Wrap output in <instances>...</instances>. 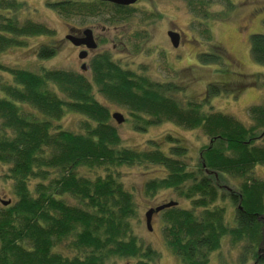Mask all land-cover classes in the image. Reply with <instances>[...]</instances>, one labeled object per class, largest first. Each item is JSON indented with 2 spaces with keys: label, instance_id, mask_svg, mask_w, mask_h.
<instances>
[{
  "label": "trees",
  "instance_id": "1",
  "mask_svg": "<svg viewBox=\"0 0 264 264\" xmlns=\"http://www.w3.org/2000/svg\"><path fill=\"white\" fill-rule=\"evenodd\" d=\"M185 1L191 13L204 11V18L214 2ZM221 1L229 8L233 5L231 0ZM47 4L65 19L83 13L94 16L101 9L112 10L117 19L133 9V4L100 0ZM21 5L0 0V9L7 13ZM207 28L204 32L209 34ZM53 34L41 23L0 14V56L10 47L22 46V38ZM249 41L251 57L264 65V34H252ZM55 48L43 45L36 54L47 59ZM197 57L202 63L219 58L216 53ZM89 66L92 81L80 72L36 73L0 62V70L12 77L11 83L0 84V163L7 167L2 176L10 180L14 195V201L0 208V264H104L111 257L136 256L142 258L136 264H149L157 255L149 247L142 250L131 234L130 218L136 209L118 169L151 164L163 167L166 175L147 182L146 191L171 189L190 202L189 208L177 203L162 210L166 244L183 264H208L227 236L232 243L245 242L241 264L251 257L256 260L264 230V181L255 176L254 168L264 165V99L248 108L251 124L246 126L212 108L204 111L202 102L188 98L181 103L175 94L177 89L184 91L183 86L126 70L107 52L94 56ZM94 86L110 102L126 107L137 118L138 130L162 122L201 129L210 142L194 168L189 170L178 159L185 147L170 135L163 139L169 145L166 151L156 140H149L147 149L122 145L108 109L92 94ZM209 87L218 91L216 85ZM23 104L45 119L23 113ZM65 110L85 117L83 132L52 128L51 119H59ZM220 176L238 180L237 193L221 191ZM225 196L235 206L233 226L226 222L224 207L216 205ZM69 198L76 204H69ZM58 246L68 253L56 251ZM257 264L264 262L258 259Z\"/></svg>",
  "mask_w": 264,
  "mask_h": 264
},
{
  "label": "rangeland",
  "instance_id": "2",
  "mask_svg": "<svg viewBox=\"0 0 264 264\" xmlns=\"http://www.w3.org/2000/svg\"><path fill=\"white\" fill-rule=\"evenodd\" d=\"M22 3L19 9L0 14L15 15L19 20L41 23L54 31L53 37L44 35L22 38V46L10 47L1 53L0 62L7 67L27 69L40 73L42 69H60L81 72L77 48L65 38L71 27H92L98 48L91 52L87 62L95 54L106 51L110 59L124 69L147 76L151 81H170L184 87L177 89L175 97L181 103L188 98L203 103V110L230 115L248 126L251 124L248 108L259 105L264 99V65L257 63L250 55V36L264 34V0H231L227 7L221 0H214L205 12L191 13L185 0H138L129 14L116 18L109 9H101L94 16H75L63 18L48 7L49 2L59 0H17ZM206 24V26H205ZM208 27L209 34L204 32ZM175 31L180 36L178 47L172 45L168 32ZM70 33V32H69ZM55 46V54L47 59L37 56L39 47ZM199 53L218 54L216 63H202ZM92 81L91 72L82 73ZM12 77L0 70V84L11 83ZM216 85L218 91H210L209 85ZM94 98L103 104L110 113L109 122L116 126L122 145L133 149H147L149 140L161 143L164 151L168 148L164 136L170 135L185 147V154L178 156L189 170L198 162L209 138L201 129L187 130L171 122H162L138 130L137 118L131 116L126 107L110 102L93 87ZM1 95V93H0ZM62 96V95H60ZM206 100V102H204ZM23 113H33L45 119L33 108L23 104ZM114 112L121 113L125 120L117 124L111 117ZM148 118V116H143ZM85 117L79 113L65 110L63 115L51 119L52 128L73 132H83L81 122ZM162 140V142L160 141ZM168 154V152H167ZM7 167L0 163V208L2 201H14L10 180L4 179ZM123 187L132 194L135 216L130 218L131 234L141 243L142 250L149 247L157 257L149 264H183L180 258L167 246L163 234L162 211L155 213L151 229L147 228L145 212L152 207L173 200L179 207L189 208L190 202L178 198L171 189L146 191V183L160 179L166 170L158 165L122 166L118 169ZM254 174L264 181V165H256ZM221 191L225 194L237 193L238 180L220 176ZM67 202L76 204L74 199ZM216 205L224 207L225 219L234 225L235 206L225 196ZM260 254H264V230ZM244 241L232 243L230 237L223 238L220 248L209 256L208 264H241ZM256 248V251H257ZM63 254L68 252L62 246L55 249ZM140 250V253L142 252ZM258 255V254H257ZM256 257V255H255ZM141 257H111L104 264H136ZM250 258L245 264H254ZM258 262H256L257 264Z\"/></svg>",
  "mask_w": 264,
  "mask_h": 264
},
{
  "label": "water",
  "instance_id": "3",
  "mask_svg": "<svg viewBox=\"0 0 264 264\" xmlns=\"http://www.w3.org/2000/svg\"><path fill=\"white\" fill-rule=\"evenodd\" d=\"M100 1L110 2L112 4L119 5V6H129L131 4H134L137 0H100ZM83 34L85 35V38L83 40H78L75 37H72L70 35L66 36V38L69 39L72 44L78 45L81 42H83L84 44H86V46L88 48H95L96 45H95V42L91 36L90 30L85 29L83 31ZM168 36H169V39H170L172 45L177 47V45L179 43V34L175 31H169ZM83 57H84V53L79 54V58H83ZM111 117L114 119V121L117 124H120V123L124 122V120H125L124 116L119 112L112 113ZM1 203H3V205H7L10 203V201H2ZM175 205H177L176 201H169V202L157 205L156 207L149 208L145 212V221H146L147 228L151 229V220H152L153 214L158 213V212H160L166 208H169V207L175 206Z\"/></svg>",
  "mask_w": 264,
  "mask_h": 264
},
{
  "label": "flooded vegetation",
  "instance_id": "4",
  "mask_svg": "<svg viewBox=\"0 0 264 264\" xmlns=\"http://www.w3.org/2000/svg\"><path fill=\"white\" fill-rule=\"evenodd\" d=\"M138 1V0H137ZM137 1L135 2V3H137ZM134 3V4H135ZM132 5V4H131ZM85 29H88V30H90V32H91V36H92V38H93V40H94V42H95V48H88L87 46H86V44H84L83 42H81L80 44H78V45H75V44H73L76 48H77V50H78V58H79V54H83L84 53V57L83 58H79L80 60H82V62L80 63V69H81V72L80 73H85V72H87V71H90L91 72V70H90V61H91V59L94 57V56H96V55H99L100 53H103V52H106V51H103V52H100V53H97V54H95L93 57H91L90 58V60L87 62L86 60H87V58L90 56V54H91V52L92 51H94V50H96L97 48H98V45H99V43L97 42V40H96V37H95V35H94V32H93V29H92V27H83V28H81V27H71L70 29H69V32L67 33V34H65V38H66V36H68V35H70V36H72V37H75L76 39H78V40H83L84 38H85V35L83 34V31L85 30ZM67 39V38H66ZM180 39H181V36L179 35V43H180ZM69 42H70V40L69 39H67ZM179 43H178V45H177V47L179 46ZM109 55H110V53L109 52H107ZM154 215V214H153ZM153 217V216H152ZM261 249L258 247L257 248V259L255 260V263L254 264H256V262H258V259H261V261H263L264 262V254H260L259 255V251H260Z\"/></svg>",
  "mask_w": 264,
  "mask_h": 264
}]
</instances>
